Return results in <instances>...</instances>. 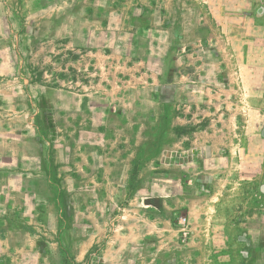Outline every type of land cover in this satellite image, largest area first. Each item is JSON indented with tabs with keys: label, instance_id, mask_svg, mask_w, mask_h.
<instances>
[{
	"label": "rangeland",
	"instance_id": "374dc122",
	"mask_svg": "<svg viewBox=\"0 0 264 264\" xmlns=\"http://www.w3.org/2000/svg\"><path fill=\"white\" fill-rule=\"evenodd\" d=\"M65 1H59L58 7L65 8ZM68 3L73 16L51 15L56 0H9L4 5L10 15L0 16V38L11 43L10 52L29 90L35 127L41 138L58 142L57 149L52 144L43 149L40 182L27 183L24 198L11 193L7 210L0 207V213L4 211V216L17 222L15 226L27 234L25 248L34 246L41 254L39 258L26 255L23 263L242 264L240 234L257 226H240L236 218L242 212L256 216L263 200L253 174L259 171L263 160L260 152L264 143L258 139L263 130L259 127L257 91L258 85L263 84L258 79V59L264 53L256 46L247 52L241 49L242 40L256 42L257 34L241 32V18H234L233 30L237 31L228 34L233 42L231 53L238 59L246 55L249 64L234 66L230 82L233 96L225 99V92L221 91V98H212L217 107L222 104L218 113L222 120L227 118L238 145L246 144V160L243 164L238 156L236 162L229 161L228 146H234L219 145L213 155L209 150L201 151L200 168L190 149L192 132L208 126L210 117L207 111L195 115L193 108L185 107L184 101L189 98L187 85H197L196 81L175 77L179 66L174 61L185 51L174 48L167 52L155 41L143 49V42L130 27L147 23L143 11L126 18L125 26L121 18L106 14L102 8L82 0ZM139 56L167 61L162 68L156 65L161 80L148 78L146 72L153 65H138ZM137 66L143 71L139 72ZM136 74L145 75V79L140 80ZM224 82L220 79L219 85L223 87ZM213 83L201 80L200 88H210ZM48 89L72 93V112L54 113L45 98ZM145 91L151 101L156 97L158 107L134 117L138 92L146 94ZM203 96L207 102L209 94ZM203 106L206 110L207 106ZM133 119L151 124L149 133L154 142L136 148L129 176L121 177L120 193L113 195L107 189L104 201H98L97 194L88 192V186H96V178L84 176L79 161L60 163L56 156L62 151L63 157H70L75 150L78 160L83 141L91 153L129 149L131 146L103 136L113 137L118 133L113 130L117 122ZM67 142L71 144L66 146ZM216 161L228 176L221 177L219 183L211 171ZM241 170L248 171V179L241 178ZM233 171L237 176L234 179ZM42 182H48L51 190L41 187ZM33 186L35 192L30 191ZM6 195L0 194V202ZM146 199L150 204L144 203ZM179 216L187 218L183 227L177 224ZM106 241L115 249L107 250Z\"/></svg>",
	"mask_w": 264,
	"mask_h": 264
},
{
	"label": "crops",
	"instance_id": "0c3cea01",
	"mask_svg": "<svg viewBox=\"0 0 264 264\" xmlns=\"http://www.w3.org/2000/svg\"><path fill=\"white\" fill-rule=\"evenodd\" d=\"M5 1L9 0H0V16L5 15V13L10 15L9 8L4 5ZM59 1L62 0H56L51 15L53 13H56V15L61 13L62 15L73 16L74 13L70 8L72 6L68 3L73 0H66L65 8H62L64 7L63 5L58 7L61 4L58 3ZM82 1L92 5L94 8L104 9V12L108 15L121 18L122 25L125 26H127L126 18L138 16L140 11H143L148 18L147 23L144 26L139 25V23L130 24L133 32L143 42V49L148 48L149 42L155 41L159 48L161 46L167 52L174 48L181 50V52L185 51L184 54L178 56L174 61L175 65L179 66L177 69L178 74H175V77H180L184 81L192 80L197 82L195 86L187 85L189 91H187L186 95L189 98L184 101L185 107L193 108L195 115L197 112L207 111L210 117L208 126L192 132V141L190 143L192 147L190 149L193 152V158L199 165L197 167L201 168L202 166L201 151L204 149L209 150L213 155V152L218 147L220 149L219 145H233V148L228 146L226 158L229 161L236 162L238 160L237 157L240 156L241 162L244 164V160L247 157L245 155L247 151V147L245 148L246 144L238 145V141L234 138L236 133L234 131L232 133V127L227 123V118L223 116L225 120H222V116L218 113V108H223L222 104L217 107L212 98L217 96L221 98V91L225 92V99H228L230 95L233 96L234 89L231 87L230 82L231 74L235 70L234 66L238 63L249 64L246 55L238 59L231 53L233 42L228 34L231 31H237L233 30L235 26L233 23L234 18H241L242 26L239 25L241 32L253 31L257 34L256 42L242 40L241 49H243V52L245 50L247 52L249 47L256 46L262 54L264 53V0ZM84 14L86 15L83 10ZM53 22H55V25L58 24L57 20ZM175 34H178L177 38ZM250 43L256 44L250 45ZM206 49H209V51L205 52ZM10 51L11 43L0 38V194L3 196L7 194L6 198L0 202V207L4 211L9 208L8 203L11 198L7 197H10L11 193L16 194L19 199L21 197L24 198L28 192L29 184L27 183L38 184L40 182L39 178L43 175V149L45 146H50V144H52V148L57 149L56 144L58 143L54 140L43 139L39 135L33 121L34 113L31 111L33 105L29 97V90L25 82H23L24 79L20 77L17 62ZM165 62L167 63L164 58L156 60L155 57L148 56H139V59H137V64L142 65V67L153 65V69H148L149 73L146 72L148 78L151 77L153 80H161V71L159 68L156 69V65L162 68ZM137 69L139 72L143 71L141 66H137ZM258 70V79L263 82L262 86L261 84L258 85L259 90L257 91L259 99L258 112L260 114L259 127L263 130L258 139L264 143V55L258 59ZM138 74H136L137 78L140 80L145 79V75L140 77ZM250 75L252 74L248 72L247 76L252 78ZM219 77L225 81L224 85H222L223 87L219 85ZM207 79L214 82L211 84L212 87L200 88V81ZM187 87L183 88V90ZM139 93L142 92H138L139 98L137 99L139 102L135 103L134 109V117L137 118H139L138 113L141 111H156L158 107V104L155 103L156 97H153L154 101H151L147 91H145L146 94ZM206 93L210 96L207 102L205 101L206 96H203ZM45 98L49 99L51 109L57 115L63 112H72L73 110L75 98L70 92L48 89ZM203 104L207 106L206 110ZM231 105H233V101H231ZM212 106L213 109L211 108ZM225 109H227V106ZM221 120L223 121L222 124L218 125ZM150 129L151 124L143 123L138 119L131 121L120 120L113 129L118 133L113 137L103 136V138L108 141H114V143L131 146V148L111 150L107 153L100 151L91 153L88 145H86L87 143L83 141L81 142L83 144V152L78 160L74 156L75 150L71 152L70 157H63L62 151H60L56 158L58 162H65V164L79 161L83 175L95 177L97 181L96 186H88V192L97 194L98 201L100 199L104 201L103 196L107 189H111L113 195L116 191L120 193L121 185L123 184L121 177L129 176L130 162L135 157L136 148L154 142V140L151 141ZM183 138L185 139L186 137ZM70 144V142H67L66 146ZM262 150L263 152L260 153L263 160L259 164L260 169L253 174L262 189V207L259 208L256 216L242 212V216L236 218V223L240 226H257L252 230L242 231L240 234L239 243L241 244L242 264H264V149L262 148ZM213 157L215 156H212V159ZM206 158H208L207 155ZM213 164L215 165L211 167V171L214 172L212 177L216 180V183H219L221 177L223 178L227 174H224L217 161ZM241 171V178L243 180L248 179L250 175L248 171ZM231 175H234L232 176L233 179L237 177L234 171ZM110 178L113 180H110ZM106 180L108 184L105 183ZM48 182H42L41 187L50 191ZM34 186L36 188V185ZM34 186L30 191L35 192ZM39 187L37 186V188ZM219 193L220 191H217V194ZM19 199V203H22ZM4 211L0 213V264H24L26 255H33L34 258L37 255L39 258L41 254L35 250L34 246L29 249L25 248L23 242L27 234L24 230L15 226L17 222L10 220V217L4 216ZM33 218L35 219V217ZM106 244L105 248L107 250L115 249L113 245H110L109 241H106ZM107 263L113 264L111 261H107Z\"/></svg>",
	"mask_w": 264,
	"mask_h": 264
},
{
	"label": "built area",
	"instance_id": "2783aa9c",
	"mask_svg": "<svg viewBox=\"0 0 264 264\" xmlns=\"http://www.w3.org/2000/svg\"><path fill=\"white\" fill-rule=\"evenodd\" d=\"M187 223V218L185 216H179L177 218V224L180 226H185V224ZM184 232V230H182ZM184 236H186V232L183 233Z\"/></svg>",
	"mask_w": 264,
	"mask_h": 264
},
{
	"label": "water",
	"instance_id": "95a60500",
	"mask_svg": "<svg viewBox=\"0 0 264 264\" xmlns=\"http://www.w3.org/2000/svg\"><path fill=\"white\" fill-rule=\"evenodd\" d=\"M144 203L145 204H150V200L149 199H146Z\"/></svg>",
	"mask_w": 264,
	"mask_h": 264
}]
</instances>
